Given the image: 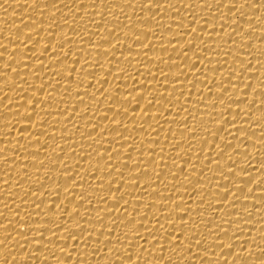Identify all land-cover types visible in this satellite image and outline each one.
I'll return each instance as SVG.
<instances>
[{"label":"bare ground","instance_id":"obj_1","mask_svg":"<svg viewBox=\"0 0 264 264\" xmlns=\"http://www.w3.org/2000/svg\"><path fill=\"white\" fill-rule=\"evenodd\" d=\"M0 264H264V0H0Z\"/></svg>","mask_w":264,"mask_h":264}]
</instances>
